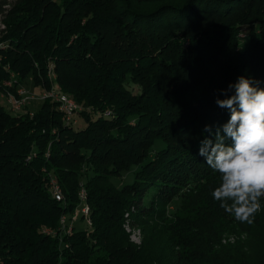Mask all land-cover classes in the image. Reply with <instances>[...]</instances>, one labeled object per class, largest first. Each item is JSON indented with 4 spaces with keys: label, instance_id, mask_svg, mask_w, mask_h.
Instances as JSON below:
<instances>
[{
    "label": "trees",
    "instance_id": "obj_1",
    "mask_svg": "<svg viewBox=\"0 0 264 264\" xmlns=\"http://www.w3.org/2000/svg\"><path fill=\"white\" fill-rule=\"evenodd\" d=\"M240 75L264 82V0H0V91L81 106L68 123L53 98L0 97V264H264V197L236 221L199 155ZM82 186L91 223L67 233ZM127 223L147 227L141 243Z\"/></svg>",
    "mask_w": 264,
    "mask_h": 264
},
{
    "label": "clouds",
    "instance_id": "obj_2",
    "mask_svg": "<svg viewBox=\"0 0 264 264\" xmlns=\"http://www.w3.org/2000/svg\"><path fill=\"white\" fill-rule=\"evenodd\" d=\"M264 82L240 75L222 89L216 103L230 117L223 124L205 125L199 155L218 175L211 191L220 208L236 221L252 224L264 197ZM229 93H231L229 95Z\"/></svg>",
    "mask_w": 264,
    "mask_h": 264
},
{
    "label": "rangeland",
    "instance_id": "obj_3",
    "mask_svg": "<svg viewBox=\"0 0 264 264\" xmlns=\"http://www.w3.org/2000/svg\"><path fill=\"white\" fill-rule=\"evenodd\" d=\"M247 32H248V29L247 27H244V29L242 30V32L240 33V37L243 39L241 42L242 44L246 43V38H247ZM7 84L9 86H11V82L8 81ZM29 85V83H27ZM29 89H27L28 92L26 93H19L18 91L21 89L19 88L17 90V93H4L5 92V89L4 90H1L0 91V97L3 98L1 99L2 102L5 104V105H10L12 108H14L15 110H17V107H14V102L15 101H12L10 102L11 100H22V104L21 106L19 107V109L25 105V104H28L29 108H31L32 110H35V109H38L40 107V105L42 104V102L45 100V99H42L40 97V93H39V90L35 87V86H30L28 87ZM54 88V87H53ZM25 89V88H24ZM56 91V89H54ZM60 93V92H58ZM67 94V93H66ZM11 96V97H10ZM72 97V96H71ZM14 98V99H13ZM73 98V97H72ZM74 99V98H73ZM78 117V115H76ZM76 116H75V119H76ZM78 119V118H77ZM56 178V177H55ZM125 179V176H121L119 178H114V181L115 182H118V183H121L123 180ZM133 180V172H128L126 174V181L127 182H130ZM176 202V200H175ZM89 204V203H88ZM90 205V204H89ZM174 208V204H169L168 206V211H172ZM66 219L68 217V215H63ZM87 224L89 225L91 222H89L88 219H85ZM76 220H74L75 222ZM86 222H82L83 224L82 225H85ZM159 222V221H157ZM130 226V227H129ZM129 228V229H128ZM45 230H48L50 228H44ZM145 228L142 226V225H139V224H132L130 225L129 223H127V228H125V231L129 234V239L130 241H133L134 243H141L142 240L144 239L145 235L147 234V227H146V231L144 230Z\"/></svg>",
    "mask_w": 264,
    "mask_h": 264
},
{
    "label": "built area",
    "instance_id": "obj_4",
    "mask_svg": "<svg viewBox=\"0 0 264 264\" xmlns=\"http://www.w3.org/2000/svg\"><path fill=\"white\" fill-rule=\"evenodd\" d=\"M18 92L19 93H26L28 91L26 89H24V88H21ZM47 95H54V100L56 102H58L59 106L61 107V111L63 112L64 120L66 122H73V120L71 119V112H72V110H80L81 106H74L73 104H68V102H66V101H61L60 97H58L57 94L54 93V88L48 89V90H44L43 92L40 93V97L42 99H47ZM15 107H18V104H15ZM108 113L109 112H106V114H108ZM50 185H51V193H52L53 197L57 201H60L58 199L57 178L55 179V181H51ZM83 195H84V187L82 186V188L79 191L80 205L76 208V210L73 212V214H71V219L69 220L68 217L66 219L64 216H62V218H61L62 229L65 232H67V233H71L72 232L73 218H79L80 215H83L84 216V220H85V211H86V209H89V208H81V201H82ZM46 232L49 233V234H54L55 233V231L52 230V229H48V230H46ZM65 246H67V244Z\"/></svg>",
    "mask_w": 264,
    "mask_h": 264
},
{
    "label": "bare ground",
    "instance_id": "obj_5",
    "mask_svg": "<svg viewBox=\"0 0 264 264\" xmlns=\"http://www.w3.org/2000/svg\"><path fill=\"white\" fill-rule=\"evenodd\" d=\"M54 93H56L57 94V96L58 97H60V100L61 101H66V102H68V104H73L74 106H79L78 104H77V102L75 101V99H73L70 95H68V94H66V93H58V91L56 90H54ZM11 97V96H10ZM47 98H53L54 99V95H47ZM14 99V98H13ZM19 99V98H18ZM11 100L10 102H12V101H15L13 104H14V107H15V104H18V107H17V109H19V107L21 106V104H22V100ZM59 109L61 110V107L59 106ZM75 112H76V110H72V112H71V119L75 122ZM69 123V122H68ZM55 179L56 178H53L52 179V181H55ZM57 185H58V199L60 200V201H62L63 199H64V196H63V191H62V188H61V186H60V183L57 181ZM87 197H88V195H87V191H86V189L84 188V195H83V198H82V204H83V206H81V208H89V206H88V204L86 203V201H87ZM89 214H90V209H86V211H85V216L86 217H88L89 216ZM75 220H76V218H74ZM75 224V222H74V220H73V225ZM130 227V226H129ZM126 228H127V224H126ZM129 229V228H128Z\"/></svg>",
    "mask_w": 264,
    "mask_h": 264
}]
</instances>
